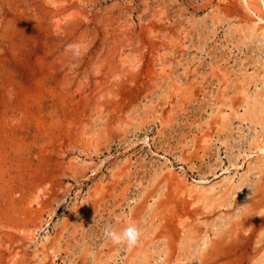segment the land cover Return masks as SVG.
I'll use <instances>...</instances> for the list:
<instances>
[{"label":"rangeland","instance_id":"374dc122","mask_svg":"<svg viewBox=\"0 0 264 264\" xmlns=\"http://www.w3.org/2000/svg\"><path fill=\"white\" fill-rule=\"evenodd\" d=\"M263 219L264 0H0V264H264Z\"/></svg>","mask_w":264,"mask_h":264},{"label":"clouds","instance_id":"9594fccd","mask_svg":"<svg viewBox=\"0 0 264 264\" xmlns=\"http://www.w3.org/2000/svg\"><path fill=\"white\" fill-rule=\"evenodd\" d=\"M66 51H71L76 57L81 55L79 45L70 44ZM103 235L110 240L114 245L125 246L128 249L135 248L140 241V230L135 226H129L122 231H116L112 226H106L103 230Z\"/></svg>","mask_w":264,"mask_h":264},{"label":"bare ground","instance_id":"6f19581e","mask_svg":"<svg viewBox=\"0 0 264 264\" xmlns=\"http://www.w3.org/2000/svg\"><path fill=\"white\" fill-rule=\"evenodd\" d=\"M221 207V206H220ZM264 220V219H263Z\"/></svg>","mask_w":264,"mask_h":264}]
</instances>
